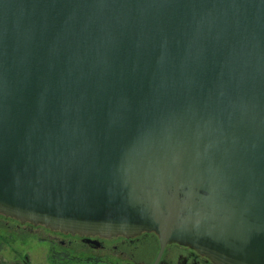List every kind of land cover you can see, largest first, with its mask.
<instances>
[{"label": "water", "instance_id": "obj_1", "mask_svg": "<svg viewBox=\"0 0 264 264\" xmlns=\"http://www.w3.org/2000/svg\"><path fill=\"white\" fill-rule=\"evenodd\" d=\"M0 211L264 264V0H0Z\"/></svg>", "mask_w": 264, "mask_h": 264}, {"label": "flooded vegetation", "instance_id": "obj_2", "mask_svg": "<svg viewBox=\"0 0 264 264\" xmlns=\"http://www.w3.org/2000/svg\"><path fill=\"white\" fill-rule=\"evenodd\" d=\"M18 231L21 234L14 235ZM30 232L38 233V239L42 241H54L42 248L40 261L35 260L32 252L26 248ZM142 245L150 249L143 251ZM154 245L155 249L152 248ZM167 245L172 246L170 264H217L189 245L168 241L163 251ZM157 249L158 238L153 231H141L129 236L71 232L0 211V264H76L78 256H85L94 264H98L99 259H104L100 260L105 261L104 264H121L119 260L125 261L126 258H130L134 264H150ZM94 257H98L97 260Z\"/></svg>", "mask_w": 264, "mask_h": 264}, {"label": "rangeland", "instance_id": "obj_3", "mask_svg": "<svg viewBox=\"0 0 264 264\" xmlns=\"http://www.w3.org/2000/svg\"><path fill=\"white\" fill-rule=\"evenodd\" d=\"M15 234L16 235H20L21 233H20V231H18V232H15L14 235ZM28 238H29V240H28V242L26 244V248H28V251L29 252H32L31 256L35 260H38V261L41 260V251H42V248L44 246H47V245L51 244V243H54V241L52 239L51 240H48L47 239V240H44V241H42L41 239H38L39 238L38 233H33V232H30V234L28 235ZM13 242L15 244H19L17 242V240H13ZM142 247H143V251H147V250L150 249L148 246H145V245H142ZM152 248L155 249L156 246L154 245ZM171 255H172V246L171 245H167L166 246V249L163 251V253H162L161 257H160V260H159V262L157 264H168L169 261H170ZM97 258L98 257H96L95 259L97 260ZM76 260H77L76 261L77 262L76 264H94V263L89 262L87 260V258H85V256H78V258ZM100 260H104V259H99L98 264H104V263H106L105 261L102 262ZM119 261L121 262V264H123L124 262H125L124 264H134L133 261L130 258H126L125 261H123V260H119ZM148 261H150V260H148Z\"/></svg>", "mask_w": 264, "mask_h": 264}]
</instances>
